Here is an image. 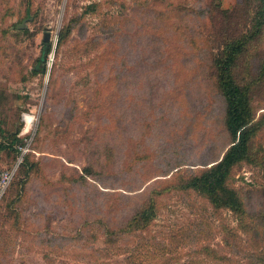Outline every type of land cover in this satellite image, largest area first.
Returning a JSON list of instances; mask_svg holds the SVG:
<instances>
[{
	"label": "rangeland",
	"instance_id": "1",
	"mask_svg": "<svg viewBox=\"0 0 264 264\" xmlns=\"http://www.w3.org/2000/svg\"><path fill=\"white\" fill-rule=\"evenodd\" d=\"M261 5L0 0V173L15 171L0 202V264H238L240 237L253 247L233 212L186 185L234 141L218 76L232 54L257 133L228 184L249 213L264 211ZM47 32L54 51L40 64ZM150 200L151 225L108 245L106 229Z\"/></svg>",
	"mask_w": 264,
	"mask_h": 264
},
{
	"label": "trees",
	"instance_id": "2",
	"mask_svg": "<svg viewBox=\"0 0 264 264\" xmlns=\"http://www.w3.org/2000/svg\"><path fill=\"white\" fill-rule=\"evenodd\" d=\"M261 1L259 15L264 18V0ZM64 36L65 34L61 31L56 47L57 51L63 44ZM53 51L54 45L52 42L44 41L39 63H46L49 54ZM229 59H233L232 54L226 57L223 56L220 59L219 66L221 70L218 76L219 87L227 104L226 126L234 137V141L219 161L212 164L201 175L193 176L186 188L194 189L206 196L216 209H228L233 212L238 221V231L248 236V239L252 242H250L249 247H253L242 250L244 239L242 236L240 237L236 246L238 250L232 249L234 255H240L243 252V257H240L238 264H264V211L255 214L249 213L239 193L228 184L232 168L249 157L251 142L253 136L257 133L249 94L234 78V74L230 69L232 62ZM46 70L47 68L38 66L35 68L34 73H44ZM23 158L25 159V157ZM24 159L22 162H24ZM156 209L155 202L150 200L147 206L137 210L128 222L119 229L107 228L105 231L108 235L107 244L114 245L126 234L147 229L156 218ZM236 235H238L237 232H235ZM225 242L228 248L235 247L234 244L228 241ZM202 252L213 259L221 258L217 250L209 246H204Z\"/></svg>",
	"mask_w": 264,
	"mask_h": 264
},
{
	"label": "built area",
	"instance_id": "3",
	"mask_svg": "<svg viewBox=\"0 0 264 264\" xmlns=\"http://www.w3.org/2000/svg\"><path fill=\"white\" fill-rule=\"evenodd\" d=\"M27 118H28L27 116L24 117V119L26 121H27ZM34 120H35L34 117H31L30 123L32 124L34 122ZM21 152H22V155L26 152L25 147H21ZM21 160H23V159H21ZM14 174H15V171L12 170V169L11 170H6V171H3V172L0 173V202L3 199V197H4L5 193H6V190L9 187L10 182H11Z\"/></svg>",
	"mask_w": 264,
	"mask_h": 264
},
{
	"label": "water",
	"instance_id": "4",
	"mask_svg": "<svg viewBox=\"0 0 264 264\" xmlns=\"http://www.w3.org/2000/svg\"><path fill=\"white\" fill-rule=\"evenodd\" d=\"M44 41H45V42H50V41H51V40H50V33H49V32H47V33L45 34Z\"/></svg>",
	"mask_w": 264,
	"mask_h": 264
},
{
	"label": "bare ground",
	"instance_id": "5",
	"mask_svg": "<svg viewBox=\"0 0 264 264\" xmlns=\"http://www.w3.org/2000/svg\"><path fill=\"white\" fill-rule=\"evenodd\" d=\"M27 128H29L30 126H31V123H30V121H31V117L29 116V115H27Z\"/></svg>",
	"mask_w": 264,
	"mask_h": 264
}]
</instances>
